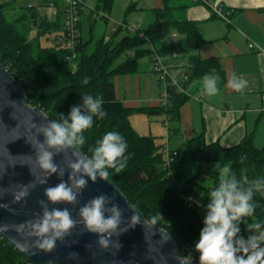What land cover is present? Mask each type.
<instances>
[{
	"label": "trees",
	"instance_id": "1",
	"mask_svg": "<svg viewBox=\"0 0 264 264\" xmlns=\"http://www.w3.org/2000/svg\"><path fill=\"white\" fill-rule=\"evenodd\" d=\"M112 4L113 0H99L92 14L107 20ZM7 6L0 5V62L26 89L28 103L63 129L150 222L174 237L176 254L195 263L264 264V146L257 148L251 134L231 147L215 142L201 149L167 152L156 138L140 135L130 117L165 114L177 121L189 97L170 85L166 106L129 108L116 99L114 78L136 73L139 58L152 55V47L168 55L192 53L203 46L206 41L196 24L174 22L160 13L150 28L141 31L144 36L131 33L117 43L105 37L84 41L80 31L72 58L64 34L56 45L41 44L42 35L60 27L61 16L49 22L36 7H29L30 18L25 13L9 20ZM38 19L39 32L30 37V28L22 25L30 21L31 27L37 26ZM173 33L179 34L176 43L170 41ZM126 52L134 56L113 68ZM180 68L185 71L176 78L186 89L213 75L224 78L217 58L192 55ZM190 163L215 164L219 172L228 166V175L223 181L201 171L188 177L185 166ZM221 182L227 186L217 200ZM0 264L32 263L0 235Z\"/></svg>",
	"mask_w": 264,
	"mask_h": 264
},
{
	"label": "water",
	"instance_id": "2",
	"mask_svg": "<svg viewBox=\"0 0 264 264\" xmlns=\"http://www.w3.org/2000/svg\"><path fill=\"white\" fill-rule=\"evenodd\" d=\"M0 235L32 264H210L178 256L1 62Z\"/></svg>",
	"mask_w": 264,
	"mask_h": 264
},
{
	"label": "crops",
	"instance_id": "3",
	"mask_svg": "<svg viewBox=\"0 0 264 264\" xmlns=\"http://www.w3.org/2000/svg\"><path fill=\"white\" fill-rule=\"evenodd\" d=\"M57 1L64 6V2ZM83 1L93 9L99 3V0ZM217 2L230 13V23L214 16L209 6L196 0H113L107 20L98 17L97 13L92 14V10L87 17L90 24V37L87 40L95 37L98 21L106 26L111 22L112 28L115 23L118 26L125 23L143 31L157 21V14L166 13L171 21L196 24L206 41L203 46L192 53L181 52L178 58L164 54L174 77L185 71L179 65H186L192 55L203 60L219 59L224 78L213 75L190 83L188 90L193 96L181 107L177 121L160 114L157 121L159 127L155 130L156 127L152 129L141 125L142 120L137 119L136 114L130 117L132 126L140 135L154 137L158 144L160 139L159 145H166L169 151L201 149L215 142L231 147L251 134L257 148L264 146V0ZM130 7L132 10L128 13ZM85 11L83 15L87 13ZM62 16L65 17L63 9L61 20ZM59 25L54 31L61 28V23ZM80 26L83 38L82 24ZM117 29L120 30L114 31L117 36L121 33L131 34L119 27ZM61 35H57L55 45ZM103 37L106 39L105 32L99 38ZM145 56L148 57L147 61L141 63L142 66L138 62L136 73L114 78L116 99L126 107L155 108L162 105L163 85L154 71L152 55L140 58ZM145 116L150 118L155 115Z\"/></svg>",
	"mask_w": 264,
	"mask_h": 264
},
{
	"label": "rangeland",
	"instance_id": "4",
	"mask_svg": "<svg viewBox=\"0 0 264 264\" xmlns=\"http://www.w3.org/2000/svg\"><path fill=\"white\" fill-rule=\"evenodd\" d=\"M49 1V0H0V5L1 4H4L6 3L8 6L6 8V15L8 17L9 20H14L16 19L17 17H20V15H22L23 13L25 14H28L29 18L31 16V13L28 12L27 8L29 7H32V6H37V4H40V13L41 15H44L46 13V9H45V3ZM65 0H61V2H64ZM60 7L63 8V5L61 6L60 4ZM87 11L86 14H82L80 16V22L82 24V34H83V38L84 40H87L89 39L90 37V24L88 22V15L89 13L91 12V10H93L92 7H90L88 4H86V9ZM85 11V12H86ZM23 14V15H24ZM65 25V17L62 16V20H61V28L57 31H52V32H49V33H46L45 35H42L40 37V40H41V44L42 46L44 47H49V46H53L55 45V39L57 37V35H61V34H64L63 31H64V26ZM112 23L110 22V24L108 26H106V24L104 22H100L98 21L96 23V28L94 30V36L96 39H98L99 37H101L104 32L106 34V40H112L113 39V42L114 43H117L124 35V33H121L120 35L117 36V33H115L116 31L117 32H120V30H118L117 28L119 27L118 25H114V27L112 28ZM30 26V27H29ZM24 27H28L30 28V30H28L29 32V36L30 37H34L36 36V28L35 27H31V22L30 21H27L26 24L22 25V28ZM81 29V28H80ZM115 31V32H114ZM127 33V32H125ZM131 56V53H123L121 55V57L117 60V62L113 65V68H115L116 66H118L120 63L124 62L125 60L128 59V57ZM147 58L148 57H142L140 58L139 60V64L140 66H142L143 62L147 61ZM135 115V114H134ZM137 116V119L138 117L142 120L140 121V124L142 125H145V126H150L153 128H155V130L159 127V124H158V120H160V114H157V116L155 115L154 117H147L143 114H136ZM166 118V117H165ZM143 136V135H142ZM159 144H160V139L158 140ZM219 166L218 165H215V164H204V165H200L199 163H190L188 165L185 166V170H186V174L188 177H192L194 174L198 173V172H202L204 175L208 176V177H214V176H217L219 175L220 178L223 180L226 179L227 175H228V171H229V167L226 166L224 168H222L219 172ZM213 178L212 179H209L207 180V185H209L210 183L212 184L213 183ZM226 183L225 182H221L220 186H219V189L217 191V193L215 194V198L217 200H220L223 196V193L226 189Z\"/></svg>",
	"mask_w": 264,
	"mask_h": 264
},
{
	"label": "built area",
	"instance_id": "5",
	"mask_svg": "<svg viewBox=\"0 0 264 264\" xmlns=\"http://www.w3.org/2000/svg\"><path fill=\"white\" fill-rule=\"evenodd\" d=\"M198 2H201L207 6H209L213 12V14L224 20L226 23H230V13L226 12L222 5H220L217 0H196ZM40 4H37L36 10H40ZM35 7V6H34ZM45 9L46 13L44 14L45 18L49 22H55L58 17L61 16V11L63 9L64 15H65V25H64V40L67 41V46L73 51V57L75 58V52L74 49L77 44V38L80 35V16L86 9V4L83 0H65L63 8L60 7V4L57 0H49L45 3ZM39 21L36 27V31L39 32ZM119 28L132 34H139L140 36H144V34L141 32L139 27L137 26H128L125 23L119 24ZM179 39L178 33H173L171 36L170 41L172 43H176ZM61 40V39H60ZM173 58H178L180 54L176 51L172 52L170 54ZM152 62H153V68L155 73H157L161 84L164 88V94L162 98V105H167L168 99H169V91L168 87L170 85H174L178 92L186 95L188 97H192L190 91L186 89L181 83L180 80L176 77H174L171 74V68L166 62V57L159 53L155 48L152 47ZM180 67L183 66V64L179 65ZM169 119V118H168ZM166 151L169 152V150L166 148Z\"/></svg>",
	"mask_w": 264,
	"mask_h": 264
}]
</instances>
